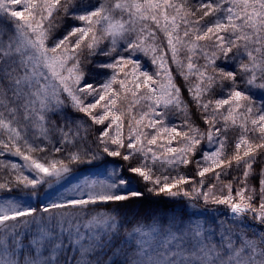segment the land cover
I'll use <instances>...</instances> for the list:
<instances>
[{"label":"snow or ice","instance_id":"6c2138e0","mask_svg":"<svg viewBox=\"0 0 264 264\" xmlns=\"http://www.w3.org/2000/svg\"><path fill=\"white\" fill-rule=\"evenodd\" d=\"M146 193L227 219L130 220ZM0 264H264V0H0Z\"/></svg>","mask_w":264,"mask_h":264},{"label":"trees","instance_id":"16d2710c","mask_svg":"<svg viewBox=\"0 0 264 264\" xmlns=\"http://www.w3.org/2000/svg\"><path fill=\"white\" fill-rule=\"evenodd\" d=\"M57 19H59V17H57ZM158 35L161 37V39H163V34L162 33H158ZM197 56H199V52H197ZM141 59L143 60L144 58L141 57ZM194 59H196V57H194ZM179 64H173L171 63V61H169V67L172 70V76H173V80L175 83H177V85L181 84L182 82H184V76L181 75V71H183L184 73H187V68L185 67H181L182 65H186L187 61H186V57H185V53L181 52L180 56H179ZM204 60L203 58H199L198 60V65L203 64ZM146 67H150L148 65H145ZM122 75V74H121ZM105 77L102 75H97L96 79L97 80H103ZM187 82L191 83L192 85H195L197 83H199L198 80V76L196 74H192V75H188L187 76ZM184 90L182 89V92ZM184 98L187 99V95L186 92L184 94ZM255 102L259 103L260 102V97L259 95H257L256 97H254ZM143 103V102H141ZM140 105L136 103V99L131 96L130 94L127 96V98L125 100H123V104H122V109L123 110H131V115L139 116L138 114V109H139ZM189 110L193 113V120L196 119V115H195V107L194 106H189ZM138 115V116H137ZM125 131H127V128H125ZM176 144V146H180L179 142H174ZM228 158L231 159V148H229V152H228ZM14 159V158H13ZM106 160L108 161V163H104L103 161ZM115 165L118 167H124L125 166V162H123L122 160H120L118 157L113 158V157H104L103 160L101 161H97V162H93L92 164H83V165H79L77 166L78 171H81L83 169L86 168H100V167H104L105 165ZM193 165H189L187 167H182L180 169V172L182 175H187V176H194V172H193ZM219 171V170H217ZM237 173L234 171L233 175H236ZM208 178H205V183H208ZM200 178L199 177H195V179L193 180L192 184H190L189 186L193 185V187H196V181H198ZM222 180H224L225 182L229 183L230 180L228 178H223ZM213 182L215 181V177L213 175ZM211 181V182H212ZM132 186L134 187L135 190H143V184L142 183H138V182H134L132 184ZM187 204L186 200L184 199H179V200H174V199H169L168 197H164V196H155V195H151V194H145L144 197L142 198H138L135 199L131 202H129V210L127 211V215L128 218L131 220L133 215L136 213H139V216L137 217V219H142L143 217L153 213V212H159V211H168V210H176L178 212L183 211V209L181 207L178 208V205H184ZM95 207V206H93Z\"/></svg>","mask_w":264,"mask_h":264},{"label":"rangeland","instance_id":"374dc122","mask_svg":"<svg viewBox=\"0 0 264 264\" xmlns=\"http://www.w3.org/2000/svg\"><path fill=\"white\" fill-rule=\"evenodd\" d=\"M138 116V115H137ZM137 119H139V116L137 117ZM15 159V158H14ZM116 168L117 170H119L121 167L115 166V165H105L104 167H100V168H86L83 169L81 171H77V176L79 178H89L92 180H96V179H101V180H107L109 178V173H111L112 169ZM208 178V183H205L204 187H203V191H209V185L212 183L216 184V189L214 190L217 195L222 194L220 192V189L223 185L228 184L227 182H225L224 180H215L214 182L213 180V174L209 173L207 174ZM212 181V182H211ZM189 188H192L193 185L188 186ZM235 188H238L239 185H234ZM131 188L133 190L134 187L131 185ZM223 194H226V189L224 191ZM169 199H173V198H169ZM181 198L177 197L174 198V200H179ZM186 200V199H184ZM188 205H194V207H189L187 209V212L189 215H192L193 219H200L202 222H216V219L219 218L221 220H226L227 216H226V208L224 205H215V204H208V205H204L203 201H188L186 200ZM33 203H35V201H33ZM93 207V206H90ZM179 208V206H178Z\"/></svg>","mask_w":264,"mask_h":264}]
</instances>
